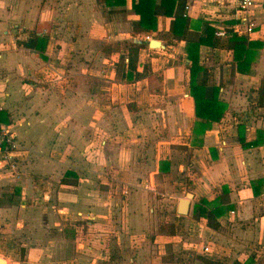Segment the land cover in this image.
Wrapping results in <instances>:
<instances>
[{
    "label": "crops",
    "instance_id": "0c3cea01",
    "mask_svg": "<svg viewBox=\"0 0 264 264\" xmlns=\"http://www.w3.org/2000/svg\"><path fill=\"white\" fill-rule=\"evenodd\" d=\"M138 1L0 0V117L18 143L12 162L0 154V264H264V141L239 140L242 127L248 142L264 133V47L243 73L232 49L200 45L228 109L196 144L187 41L174 16L135 29ZM184 1L193 30L264 40V0L251 34L237 0ZM179 150L192 201L230 191L219 229L192 206L179 214L180 196L172 220L154 221L176 197L160 178Z\"/></svg>",
    "mask_w": 264,
    "mask_h": 264
},
{
    "label": "trees",
    "instance_id": "16d2710c",
    "mask_svg": "<svg viewBox=\"0 0 264 264\" xmlns=\"http://www.w3.org/2000/svg\"><path fill=\"white\" fill-rule=\"evenodd\" d=\"M109 3H125V0H108ZM178 1L176 14L174 13L175 4ZM184 0H162L157 4L156 0H139L134 3L135 11L141 16L140 20L135 23V29L139 31H149L157 29L158 16H174L171 28L172 31L181 39L187 41V58L190 61V87L191 94L195 100V114L197 117L193 125V133L196 136L195 143L203 142L202 136L208 129H211L213 123L219 122L225 115L228 104L219 98L220 86L213 83L212 77L206 66L201 64L199 48L202 44H208L213 47L229 48L234 51V61L239 72H248L260 52L264 47V40H249L244 36L234 34L229 40H221L217 30L207 26L204 32L191 29L189 18L183 16ZM139 44H132L130 48L129 67L136 68L139 51ZM245 128L242 127L239 140L243 148H249L252 145H259L264 141V133L258 132V138L248 142L245 138ZM170 162L165 161L162 170L169 172ZM255 194L258 190L253 186ZM230 191L223 186V191L215 199H201L196 202L193 209V216L196 219L205 218L207 224L214 229H219V217L222 216L231 205H227L230 198ZM206 264H220V262L201 258ZM242 264V263H235ZM245 264H251L247 262Z\"/></svg>",
    "mask_w": 264,
    "mask_h": 264
},
{
    "label": "rangeland",
    "instance_id": "374dc122",
    "mask_svg": "<svg viewBox=\"0 0 264 264\" xmlns=\"http://www.w3.org/2000/svg\"><path fill=\"white\" fill-rule=\"evenodd\" d=\"M180 149L182 151H184L186 148L181 146ZM181 150H179L181 155L177 154L173 160V163H174L173 170L170 171L169 174H167L166 176H162L160 178L161 181H164L168 185L170 184V188H168V190H170L169 193H172L174 191V193L176 194V197L173 201L174 203L173 202L171 203L170 201H167V200L161 201V203L158 202V204H156V206H157L156 216H158V217H156V219L154 218V221L155 220H157V221L172 220L171 213H173L175 210L176 199L179 196H180V198L186 197V195L188 193H193V190H192L193 189V186H192L193 179L192 178L194 177L195 170L192 167L190 169H187V170L183 169V166H181V165H186L185 162H187V158H188L189 153H186V156L184 157V156H182L183 152ZM188 173H189V175H188ZM164 197H167V196H164ZM195 203H196V199L194 198V200L192 201L191 213L193 212ZM186 235L191 240H193V238H191L188 233ZM236 238L239 239L240 237L236 236ZM248 240H251V239H248ZM197 241H195V242L197 243ZM250 245L251 244L249 243L248 246H250ZM255 246H257V244ZM182 258L186 259L185 254L182 256ZM185 263L188 264V262H184L183 264H185Z\"/></svg>",
    "mask_w": 264,
    "mask_h": 264
},
{
    "label": "built area",
    "instance_id": "2783aa9c",
    "mask_svg": "<svg viewBox=\"0 0 264 264\" xmlns=\"http://www.w3.org/2000/svg\"><path fill=\"white\" fill-rule=\"evenodd\" d=\"M256 2L257 0H237V11L240 14L243 31L247 34H251L256 28L255 20L250 13V10L255 6ZM218 35L224 36L226 35V32L220 30ZM147 37L149 38V36ZM1 111L2 107L0 106V112ZM17 148L18 143L15 135L7 126H5L0 117V154H3L8 161L12 162L14 159L13 152ZM203 250L210 252L208 247L203 248Z\"/></svg>",
    "mask_w": 264,
    "mask_h": 264
},
{
    "label": "water",
    "instance_id": "95a60500",
    "mask_svg": "<svg viewBox=\"0 0 264 264\" xmlns=\"http://www.w3.org/2000/svg\"><path fill=\"white\" fill-rule=\"evenodd\" d=\"M152 46L159 47L163 46L161 41L159 40H153L151 42ZM192 199H193V193H188L186 197H181L179 204H178V213L181 215H187L190 212L191 206H192Z\"/></svg>",
    "mask_w": 264,
    "mask_h": 264
}]
</instances>
